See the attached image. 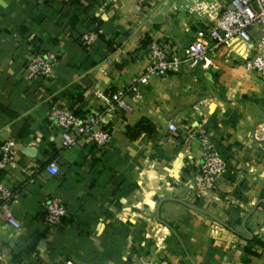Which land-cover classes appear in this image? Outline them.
I'll return each instance as SVG.
<instances>
[{"label": "crops", "instance_id": "1", "mask_svg": "<svg viewBox=\"0 0 264 264\" xmlns=\"http://www.w3.org/2000/svg\"><path fill=\"white\" fill-rule=\"evenodd\" d=\"M229 1L215 0L209 16ZM196 22L181 0H0V144L19 145L18 166L0 173L16 195L0 218V264H264V143L253 133L264 123V79L241 63L250 45L137 84L105 151L86 139L63 148L50 120L55 107L102 110L146 71L153 42L185 48ZM37 52L57 55L53 82L26 80ZM143 120L152 134L130 139ZM200 130L228 164L203 197L186 185L203 161ZM51 161L57 176L45 171ZM49 197L68 209L53 230L41 221Z\"/></svg>", "mask_w": 264, "mask_h": 264}, {"label": "built area", "instance_id": "2", "mask_svg": "<svg viewBox=\"0 0 264 264\" xmlns=\"http://www.w3.org/2000/svg\"><path fill=\"white\" fill-rule=\"evenodd\" d=\"M57 1L69 3L71 0ZM181 1L187 12L197 20L194 41L185 48H179L172 42H153L148 50L149 66L146 71L137 77L131 87L106 97L102 110L79 116L66 108H53L50 120L61 136L63 148L75 147L81 139H86L105 151L112 139L110 121L116 115L130 112L126 98L136 91L137 84L148 85L155 77L164 78L195 70L207 63L211 56L227 57L240 45L247 44L251 48L249 56L241 60L244 69L264 79V0H230L220 12H215V18L209 16L215 10V0ZM92 41V36H86L83 44L88 47ZM57 65L58 57L54 53L31 54L25 62L26 80L53 82ZM168 130L176 133L178 126L170 122ZM253 133L255 140L264 143V123L257 125ZM198 140L202 146L203 161L186 185L196 196L203 197L217 190L218 181L227 172L228 164L226 156L216 148L205 130L199 131ZM18 154L19 145L14 138L0 144V173L18 166ZM45 171L50 176H57L60 167L57 162L51 161ZM15 199L14 192L0 184V218L9 220ZM67 216V207L56 198L49 197L42 202L41 221L48 230L61 227Z\"/></svg>", "mask_w": 264, "mask_h": 264}, {"label": "trees", "instance_id": "3", "mask_svg": "<svg viewBox=\"0 0 264 264\" xmlns=\"http://www.w3.org/2000/svg\"><path fill=\"white\" fill-rule=\"evenodd\" d=\"M81 0H71L68 5H77ZM153 127L148 120H143L135 127H128L127 128V136L130 139L138 138L142 133L152 134Z\"/></svg>", "mask_w": 264, "mask_h": 264}]
</instances>
